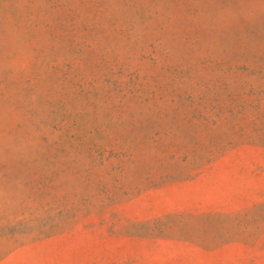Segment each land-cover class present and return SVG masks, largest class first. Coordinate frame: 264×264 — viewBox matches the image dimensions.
I'll return each instance as SVG.
<instances>
[{
  "label": "rangeland",
  "instance_id": "rangeland-1",
  "mask_svg": "<svg viewBox=\"0 0 264 264\" xmlns=\"http://www.w3.org/2000/svg\"><path fill=\"white\" fill-rule=\"evenodd\" d=\"M0 264H264V0H0Z\"/></svg>",
  "mask_w": 264,
  "mask_h": 264
}]
</instances>
